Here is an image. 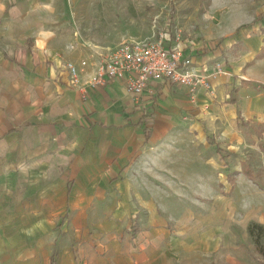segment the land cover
<instances>
[{"label": "crops", "instance_id": "crops-1", "mask_svg": "<svg viewBox=\"0 0 264 264\" xmlns=\"http://www.w3.org/2000/svg\"><path fill=\"white\" fill-rule=\"evenodd\" d=\"M49 1L0 0V264H175L181 248L173 238L165 245L157 215L147 229L133 221L124 235L122 225L148 205L131 204L127 193L136 191L129 177L170 172L190 181L183 174L209 162L175 148L187 146L196 128L205 144L206 130L237 140L250 132L264 155V57L256 59L264 50V26H258L264 14L249 23L261 29L257 36L182 46L193 66L220 63L228 73L213 79L214 98L202 90L191 98L184 86L153 82L137 108L124 80L87 85L104 54L57 31ZM236 8L245 21L246 5ZM130 39L119 37L114 48ZM237 50L242 60L224 58ZM68 62L86 63L84 95L70 84ZM170 141L174 148H167ZM244 167L237 175L245 176Z\"/></svg>", "mask_w": 264, "mask_h": 264}, {"label": "rangeland", "instance_id": "rangeland-1", "mask_svg": "<svg viewBox=\"0 0 264 264\" xmlns=\"http://www.w3.org/2000/svg\"><path fill=\"white\" fill-rule=\"evenodd\" d=\"M49 3L47 11L56 18L57 31L101 55L111 51L116 46L115 40L123 35L140 40L160 30L169 31L174 40L177 37L180 46L194 40L198 48H204L221 38L229 44L239 39L241 33L257 36L261 29H253L256 24L248 28L253 24L249 23L256 14H264V0H50ZM241 4L248 8L245 21L236 8ZM261 21L258 26H264V19ZM232 52L224 58L229 56L231 62L242 60L241 52ZM205 133L208 144L200 139L196 128V132L187 133V146L175 148V154L193 151L209 162L196 172L184 173L190 181L170 172L129 177L136 191L127 193L131 204L148 205L137 208L140 215L134 214L136 218L133 215L122 225L124 235L128 236L125 228L129 229L133 221L139 228L147 229L157 215L165 225V245L173 238L172 244L181 248L175 255V264H263L247 227L259 224L264 228V155L257 150L250 132L240 135L238 140L231 136L224 138V133L217 130ZM175 143L170 141L167 148H174ZM188 159L178 160L195 164ZM241 165L255 174L262 172L261 187L244 175H237ZM229 175H234L233 183L227 181ZM138 184L147 190L138 191ZM110 196L117 198L119 194ZM262 234L260 243L264 248ZM167 264L173 261L168 260Z\"/></svg>", "mask_w": 264, "mask_h": 264}, {"label": "built area", "instance_id": "built-area-1", "mask_svg": "<svg viewBox=\"0 0 264 264\" xmlns=\"http://www.w3.org/2000/svg\"><path fill=\"white\" fill-rule=\"evenodd\" d=\"M186 48L179 39H172L169 31L160 30L149 38L123 41L101 58L96 72L87 82L89 87H105L108 80H124L126 92L137 108L144 106L143 95L153 82L169 83L187 88L191 98L202 90L204 95L214 98L213 79L228 74L220 63L211 66H193ZM86 66L66 63L70 84L78 87L84 95L85 86L80 74ZM151 92V91H150Z\"/></svg>", "mask_w": 264, "mask_h": 264}, {"label": "trees", "instance_id": "trees-1", "mask_svg": "<svg viewBox=\"0 0 264 264\" xmlns=\"http://www.w3.org/2000/svg\"><path fill=\"white\" fill-rule=\"evenodd\" d=\"M263 17V16H261ZM264 57V50H262V52L256 56V59H261ZM147 117V115H144V117ZM151 120V118H149V120H146L145 122L148 123ZM150 132L148 131L146 133V138H148L150 135ZM243 171V173L245 174V176L247 177V179H249V181H251L253 184H257L259 187L262 186V177H260V173L262 172H256L253 173V171L249 170L248 168H242L241 169ZM234 175H229L227 176V181H229L230 183L234 182ZM134 228V227H133ZM248 229V233L252 238V243H254L255 246V251L257 254L260 255V258H262V263L264 264V248L262 246V244L260 243V239L263 236L262 232H264V228L261 225H250L247 227ZM133 231L136 233V229H133Z\"/></svg>", "mask_w": 264, "mask_h": 264}]
</instances>
